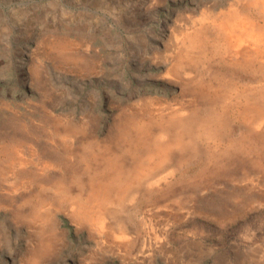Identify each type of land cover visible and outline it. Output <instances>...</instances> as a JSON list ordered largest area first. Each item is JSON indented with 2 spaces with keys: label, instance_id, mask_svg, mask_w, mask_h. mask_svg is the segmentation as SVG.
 <instances>
[{
  "label": "rangeland",
  "instance_id": "1",
  "mask_svg": "<svg viewBox=\"0 0 264 264\" xmlns=\"http://www.w3.org/2000/svg\"><path fill=\"white\" fill-rule=\"evenodd\" d=\"M250 1L0 0V264H264V5ZM245 19L261 54H225L221 21ZM193 38L205 54L185 61ZM239 87L256 112L230 110Z\"/></svg>",
  "mask_w": 264,
  "mask_h": 264
},
{
  "label": "bare ground",
  "instance_id": "2",
  "mask_svg": "<svg viewBox=\"0 0 264 264\" xmlns=\"http://www.w3.org/2000/svg\"><path fill=\"white\" fill-rule=\"evenodd\" d=\"M227 1V0H226ZM251 1H253V0H251ZM250 1V2H251ZM258 4L260 3V4H262V5H264V0H255ZM214 2V1H213ZM224 2V1H223ZM235 2H236V0H235ZM220 3V2H219ZM229 3V2H228ZM234 3V2H233ZM216 4V3H215ZM230 4V3H229ZM238 4V3H237ZM227 5V4H226ZM256 5V4H255ZM207 6V5H206ZM221 6V5H220ZM211 8V7H210ZM241 8V7H240ZM248 8V7H247ZM208 9V8H207ZM223 9H224V7H223ZM228 9V8H227ZM237 9V8H236ZM259 9V8H258ZM264 9V8H263ZM203 10H204V8H203ZM223 11V10H222ZM251 11V10H250ZM263 11V10H262ZM211 12H214L215 13V11H211ZM230 12V11H229ZM235 12V11H234ZM243 12V11H242ZM233 13V12H232ZM239 13H241V12H239ZM257 13V12H256ZM206 14H208V13H206ZM210 14V13H209ZM220 14V13H219ZM236 14V13H235ZM254 15V14H253ZM260 15V14H259ZM211 16V15H210ZM226 16V15H225ZM254 16H256V15H254ZM258 16V15H257ZM239 17V16H238ZM249 17V16H248ZM216 18V17H215ZM226 18V17H225ZM227 19V18H226ZM248 23H246V21L245 22H241V23H237V22H235V21H221V23H220V25H219V33L220 34H223V36L225 35L226 36V42H225V54H231V56H240V57H251V55H252V57H254V56H256L257 54H261V53H259V48H258V42H262V38H260V37H258L257 35H255L254 34V27L256 26V22L254 21V20H249V19H245ZM257 20V19H256ZM243 21H244V19H243ZM212 22V21H211ZM261 23V22H260ZM196 26V25H195ZM202 26V25H201ZM194 27V26H193ZM190 28H192V27H190ZM188 29V28H187ZM196 29H199V28H196ZM259 29V28H258ZM261 29V28H260ZM182 30V29H181ZM191 30V29H190ZM190 30H189V32H190ZM193 30V29H192ZM212 30V29H211ZM262 30V29H261ZM182 32V31H181ZM212 32V31H211ZM216 32V31H215ZM184 33H185V30H184ZM209 33V32H208ZM208 33H206V34H208ZM192 34V33H191ZM215 34V33H214ZM216 35V34H215ZM181 36V35H180ZM183 36V35H182ZM212 36V35H211ZM185 37V36H184ZM222 37V36H221ZM189 38V37H188ZM214 38H215V36H214ZM223 38V37H222ZM184 40V39H183ZM205 40H206V38H205ZM217 41V40H216ZM207 42V41H206ZM219 42V41H218ZM221 42V41H220ZM246 43H249V45H250V47H251V49L252 50H254L255 51V53H249V51H247L246 49H245V47H244V45L246 44ZM180 44V43H179ZM247 45V44H246ZM214 46V45H213ZM205 47L207 48V45L205 44V46H204V44H202L199 40H197V39H195V38H193V39H190L189 41H183V43H182V52H181V57L185 60V61H190L192 58H198L199 56H202V54H205ZM218 47V46H217ZM216 47V48H217ZM172 48V47H171ZM176 48V47H175ZM214 48V47H213ZM264 48V47H263ZM204 50V51H203ZM264 50V49H263ZM213 52V51H212ZM258 52V53H257ZM227 57V56H226ZM225 58V57H224ZM201 59V58H200ZM204 59V58H203ZM214 59V58H213ZM227 59V58H226ZM229 59V58H228ZM227 59V60H228ZM243 59V58H242ZM248 59V58H247ZM255 59V58H254ZM258 59V58H257ZM164 60V59H163ZM183 60V61H184ZM236 61V60H235ZM247 61V60H246ZM174 62V61H173ZM201 63V62H200ZM205 63V62H204ZM244 63V62H243ZM174 64H175V62H174ZM202 64H203V62H202ZM209 64V63H208ZM226 64V63H225ZM211 65V64H210ZM224 65V64H223ZM181 66V65H180ZM207 66V65H206ZM206 66H205V68H206ZM209 66V65H208ZM245 66V65H244ZM251 66V65H250ZM259 66V65H258ZM177 67V66H176ZM215 67V66H214ZM264 67V66H263ZM203 68V67H202ZM211 68H213L212 66H211ZM210 68V69H211ZM246 68H247V66H246ZM249 68H252V67H249ZM178 69H179V67H178ZM201 69V68H200ZM220 70H222V69H220ZM245 70V69H244ZM250 70V69H249ZM261 70V69H260ZM259 70V71H260ZM190 71H192V70H190ZM237 71V70H236ZM178 72V71H177ZM199 72H200V70H199ZM209 72V71H208ZM214 72V71H213ZM227 72V71H226ZM235 72V71H234ZM245 72V71H244ZM253 72H255V71H253ZM186 73V72H185ZM210 73V72H209ZM208 73V74H209ZM262 73V72H261ZM188 74V73H187ZM253 74V73H252ZM260 74V73H259ZM264 74V73H263ZM198 75V74H197ZM212 75V74H211ZM243 75V74H242ZM246 75V74H245ZM185 76V75H184ZM196 76V75H195ZM204 76V75H203ZM202 76V77H203ZM214 76V75H213ZM225 76V75H224ZM228 76V75H227ZM239 76V75H238ZM249 76V75H248ZM261 76H264V75H261ZM186 77H187V75H186ZM199 77V76H198ZM231 77V76H230ZM244 77V76H243ZM256 77V76H255ZM197 78V77H196ZM261 78V77H260ZM192 79V78H191ZM200 80H204V79H200ZM199 80V81H200ZM217 80V79H216ZM261 80V79H260ZM191 81V80H190ZM195 81V80H194ZM207 81V80H206ZM192 82V81H191ZM200 82H202V81H200ZM199 82V83H200ZM208 82V81H207ZM206 82V83H207ZM241 82V81H240ZM208 83H210V82H208ZM213 83V82H212ZM221 83V82H220ZM249 83V82H248ZM186 84V83H185ZM203 84H204V82H203ZM216 84V83H215ZM228 84V83H227ZM259 84V83H258ZM190 85H192V84H190ZM194 85V84H193ZM188 86V85H187ZM212 86V85H211ZM204 87V86H203ZM206 87V86H205ZM210 87V86H209ZM224 87V86H223ZM252 87V86H251ZM197 88V87H196ZM212 88V87H211ZM214 88V87H213ZM212 88V89H213ZM260 88V87H259ZM193 89V88H192ZM195 89V88H194ZM203 89V88H202ZM215 89V88H214ZM205 90V89H204ZM207 90H208V88H207ZM252 90V89H251ZM198 91V90H197ZM230 91V90H229ZM202 92V91H201ZM215 92V91H214ZM232 92V91H231ZM237 95H230L231 96V101H230V104L232 105V109H230V110H232L233 112H235L234 110H236L240 115H242L243 113H246L247 111H249V110H255V112H256V109L255 108H252L251 106L249 107L248 105L246 106L245 105V103H242V102H240L239 100H237L238 99V94H240V95H244V93H246V90H245V88L244 89H242V87H239V89H237ZM249 92V91H248ZM259 92V91H258ZM227 93V92H226ZM252 93H254V92H252ZM191 94V93H190ZM197 94V93H196ZM208 94V93H207ZM263 94H264V92H263ZM198 95V94H197ZM196 95V96H197ZM258 95V94H257ZM207 96V95H206ZM195 97V96H194ZM228 97V96H227ZM226 97V98H227ZM199 98V97H198ZM197 98V99H198ZM202 98V97H201ZM212 98V97H211ZM256 98H259V97H256ZM200 100V99H199ZM215 100H217V99H215ZM223 100H226V99H223ZM254 100H256V99H254ZM193 101V100H192ZM201 101V100H200ZM227 101V100H226ZM261 101V100H260ZM202 102V101H201ZM217 102V101H216ZM216 102H214V103H216ZM222 102V101H221ZM258 102V101H257ZM190 103V102H189ZM188 103V104H189ZM196 103V102H195ZM219 103V102H218ZM254 103V102H253ZM256 103V102H255ZM192 104V103H191ZM196 104H200V103H196ZM236 104H240V107L241 108H236V109H233V108H235V107H238L239 105H237L236 106ZM205 105V104H204ZM213 105H215V104H213ZM260 105H262V104H260ZM184 106V105H183ZM191 106V105H190ZM196 106H198V105H196ZM200 107V106H199ZM205 107V106H204ZM211 107V106H210ZM164 108H165V106H164ZM167 108V107H166ZM178 108V107H177ZM182 108V107H181ZM181 108H179V109H181ZM192 108V107H191ZM194 108V107H193ZM207 108V107H206ZM205 108V109H206ZM209 108V107H208ZM151 109V108H150ZM158 109H160V108H158ZM174 109V108H173ZM172 109V110H173ZM224 109V108H223ZM147 110V109H146ZM170 110V109H169ZM169 110H168V112H169ZM175 110V109H174ZM194 110V109H193ZM209 110V109H208ZM257 110H260V109H257ZM163 111H165V110H163ZM190 111V110H189ZM198 111V110H197ZM215 111V110H214ZM219 111V110H218ZM229 111V110H228ZM264 111V110H263ZM175 112V111H174ZM185 112V111H184ZM191 112V111H190ZM194 112V111H193ZM142 113V112H141ZM153 113V112H152ZM151 113V114H152ZM258 113V112H257ZM261 113V112H260ZM160 114V113H159ZM165 114H167V113H165ZM175 114H178V113H175ZM186 114V113H185ZM194 114V113H193ZM201 114V113H200ZM209 114V113H208ZM207 114V115H208ZM213 114V113H212ZM224 114V113H223ZM228 114V113H227ZM255 114V113H254ZM253 114V115H254ZM133 115V114H132ZM189 115V114H188ZM206 115V114H205ZM234 115V114H233ZM139 116V115H138ZM145 116V115H144ZM174 116H176V115H174ZM185 116V115H184ZM184 116H181V117H183L184 118ZM246 116H248V115H246ZM255 116V115H254ZM264 116V115H263ZM186 117V116H185ZM196 117V116H195ZM215 117V114H214V116H213V118ZM245 117V116H244ZM176 118V117H175ZM187 118V117H186ZM185 118V119H186ZM198 118V117H197ZM210 118V117H209ZM220 118V117H219ZM225 118H227V117H225ZM234 118H236V117H234ZM233 118V119H234ZM246 118V117H245ZM260 118V117H259ZM144 119H147V118H144ZM161 119V118H160ZM189 119V118H188ZM196 119V118H195ZM216 119V118H215ZM231 119V118H230ZM242 119V118H241ZM248 119H249V117H248ZM141 120V119H140ZM154 121L156 120L155 119V117H154V119H153ZM180 120V119H179ZM190 120V119H189ZM212 120V119H211ZM221 120V119H220ZM232 120V119H231ZM244 120H246V119H244ZM261 120V119H260ZM139 121V120H138ZM149 121H151V120H149ZM149 121H147L146 123H148ZM159 121V120H158ZM173 121V120H172ZM176 121H178V120H176ZM185 121V120H184ZM194 121V120H193ZM223 121V120H222ZM226 121H228V120H226ZM182 122V121H181ZM188 122V121H187ZM213 122V121H212ZM218 122V121H217ZM236 122V121H235ZM254 122V121H253ZM261 122V121H260ZM131 123V122H130ZM136 123V122H135ZM135 123H133V125L135 124ZM162 123V122H161ZM160 123V124H161ZM189 123H190V121H189ZM207 123V122H206ZM220 123V122H219ZM259 123V122H258ZM262 123V122H261ZM128 124V123H127ZM139 124V123H138ZM142 124V123H141ZM154 124V123H153ZM179 124V123H178ZM177 124V125H178ZM181 124H183V123H181ZM192 124V123H191ZM125 125V124H124ZM143 125V124H142ZM142 125H139L140 127L142 126ZM174 125V124H173ZM186 125H187V123H186ZM219 125V124H218ZM223 125H225V124H223ZM253 125V124H252ZM251 125V126H252ZM256 125V124H255ZM254 125V126H255ZM126 126V125H125ZM132 126V125H131ZM148 126V125H147ZM160 126V125H159ZM164 126V125H163ZM185 126V125H184ZM205 126H208V124H205ZM216 126V125H215ZM258 126V125H257ZM135 127H137V126H135ZM161 127V126H160ZM159 127V128H160ZM177 127V126H176ZM175 127V128H176ZM180 127H182V129H183V126L181 125ZM129 128V127H128ZM132 128V127H131ZM138 128V127H137ZM142 128V127H141ZM151 128V127H150ZM171 128V127H170ZM136 129V128H135ZM146 129V128H145ZM180 129V128H179ZM204 129H206V127L204 128ZM214 129V128H213ZM253 129V128H252ZM260 129V128H259ZM259 129H257V130H259ZM262 129V128H261ZM126 130V129H125ZM129 130V129H128ZM140 130V129H139ZM138 130V131H139ZM155 130H156V128H155ZM203 130V129H202ZM210 130H212V129H210ZM132 131H134V130H132ZM157 131H158V129H157ZM172 131V130H171ZM176 131V130H175ZM180 131V130H179ZM204 131H207V130H204ZM135 132V131H134ZM133 132V133H134ZM145 132V131H144ZM159 132V131H158ZM177 132V131H176ZM214 132H216V131H214ZM219 132V131H218ZM142 133V132H141ZM146 134H147V132H145ZM156 133V132H155ZM167 133H168V130H167ZM193 133V132H192ZM205 133H207V132H205ZM204 133V134H205ZM135 134V133H134ZM139 134V133H138ZM173 134V133H172ZM176 134V133H175ZM174 134V135H175ZM179 134V133H178ZM214 134V133H213ZM161 135V134H160ZM167 135V134H166ZM177 135V134H176ZM195 135H196V133H195ZM215 135V134H214ZM217 135V134H216ZM128 136V135H127ZM141 136V135H140ZM180 136V135H179ZM192 136V135H191ZM203 136V135H202ZM208 136V135H207ZM212 136V135H211ZM211 136H210V138H211ZM170 137V136H169ZM181 137V136H180ZM194 137V136H193ZM192 137V138H193ZM204 137V136H203ZM215 137V136H214ZM132 138V137H131ZM137 138H139V137H137ZM154 139H155V137H153ZM160 138V137H159ZM158 138V139H159ZM164 138V137H163ZM172 137H170V139H171ZM213 138V137H212ZM154 139H152V140H154ZM174 139H175V137H174ZM118 140H120V139H118ZM131 140V139H130ZM151 139H150V141H152ZM160 140V139H159ZM178 140V139H177ZM139 141V140H138ZM170 141V140H169ZM172 141V140H171ZM192 141H195V140H192ZM192 141H191V143H192ZM200 141V140H199ZM120 142V141H119ZM124 142V141H123ZM146 142H147V136H143L142 138H140V144L138 145L139 147H143L144 145H146ZM149 142V141H148ZM165 142V141H164ZM175 142V141H174ZM177 142V141H176ZM180 142V141H179ZM178 142V143H179ZM188 142V141H187ZM163 143V142H162ZM177 143V144H178ZM190 143V144H191ZM203 143V142H202ZM208 143V142H207ZM115 144H117V143H115ZM138 144V143H137ZM161 144V143H160ZM200 144V143H199ZM206 144V143H205ZM123 145H124V143H123ZM135 145V144H134ZM162 146L161 147H163L164 145L163 144H161ZM116 146V145H115ZM126 146V145H125ZM158 146V145H157ZM178 146V145H177ZM177 146H175V145H173V144H170V143H168L167 145L165 144V146H164V151H163V153H164V156L166 155V153H169V152H171V150L173 149L174 150V148L175 147H177ZM179 146H181V145H179ZM178 146V147H179ZM187 146V145H186ZM196 146V145H195ZM134 147V146H133ZM181 147H183V146H181ZM204 147V146H203ZM103 148V147H102ZM110 148V147H109ZM121 148H123V147H121ZM128 148V147H127ZM130 148V147H129ZM188 148V147H187ZM111 149V148H110ZM124 149V148H123ZM133 149V148H132ZM162 149V148H161ZM176 149V148H175ZM181 149V148H180ZM194 149H196V148H194ZM153 150V149H152ZM160 150V149H159ZM115 151V150H114ZM113 151V152H114ZM136 151V150H135ZM139 151V150H138ZM137 151V152H138ZM156 151V150H155ZM184 151V150H183ZM192 151V150H191ZM113 152H112V154H113ZM123 152V151H122ZM141 152V151H140ZM175 152V151H174ZM177 152V151H176ZM179 152V151H178ZM110 153V152H109ZM116 153V152H115ZM141 153H143V152H141ZM172 153H173V151H172ZM171 153V154H172ZM106 154V153H105ZM149 154V153H148ZM192 154V153H191ZM95 155V154H94ZM114 155V154H113ZM179 155V154H178ZM180 155H182V154H180ZM96 156V155H95ZM149 156H151V155H149ZM169 156V155H168ZM97 157V156H96ZM154 157V156H153ZM166 157V156H165ZM172 157V156H171ZM175 157H176V155H175ZM110 158V157H109ZM113 158H114V156H113ZM116 158V157H115ZM114 158V159H115ZM164 158V157H163ZM113 159V160H114ZM135 159H137L136 157H135ZM156 159H158V158H156ZM156 159H154V160H156ZM109 160V159H108ZM131 160V159H130ZM149 160V159H148ZM160 160V159H159ZM158 160V161H159ZM174 160V159H173ZM92 161V160H91ZM105 161V160H104ZM112 161V160H111ZM110 161V162H111ZM124 161H125V159H124ZM133 161V160H132ZM166 161V160H165ZM169 161V160H168ZM168 161H166V162H168ZM97 162V161H96ZM122 162V161H121ZM121 162H119L120 164H121ZM152 162V161H151ZM156 162H157V160H156ZM162 162V161H161ZM112 163V162H111ZM124 163V162H123ZM148 163V162H147ZM158 163V162H157ZM107 164V163H106ZM108 164H110V163H108ZM115 164V163H114ZM126 164V163H125ZM124 164V165H125ZM155 164V163H154ZM117 165V164H116ZM115 165V166H116ZM170 165V164H169ZM168 165V166H169ZM107 166V165H106ZM167 166V167H168ZM112 167V166H111ZM114 167V166H113ZM96 168V167H95ZM104 168V167H103ZM110 168V167H109ZM166 168V167H165ZM108 169V168H107ZM117 169V168H116ZM119 169V168H118ZM124 169L125 168H123V171H124ZM111 170V169H110ZM144 170V169H143ZM105 171V170H104ZM155 171V170H154ZM159 171V170H158ZM100 172V171H99ZM128 172V171H127ZM107 173H108V171H107ZM116 173V172H115ZM137 173V172H136ZM117 174V173H116ZM142 174V173H141ZM148 174V173H147ZM153 174V173H152ZM104 175V174H103ZM107 175V174H106ZM144 175V174H143ZM154 175H155V173H154ZM97 176V175H96ZM123 176H126V175H123ZM122 176V177H123ZM110 177V176H109ZM116 177V176H115ZM127 177H129V176H127ZM126 177V178H127ZM137 177V176H136ZM144 177H146L145 175H144ZM149 177V176H148ZM92 178H93V176H92ZM96 178V177H95ZM106 178V177H105ZM150 178V177H149ZM152 178V177H151ZM150 178V179H151ZM97 179V178H96ZM95 179V180H96ZM122 178L120 177V176H118V179H115V180H117L115 183H113L110 187L108 186L107 187V189H106V191L108 192V194H111V193H113V192H115V193H117L118 191H119V189H121L120 187L122 186V181H120ZM141 179V178H140ZM109 180V179H108ZM113 180V179H112ZM125 180H127V179H125ZM142 180V179H141ZM93 181V180H92ZM97 181V180H96ZM109 181H111V180H109ZM89 182H90V180H89ZM101 183H102V181H101ZM106 183V182H105ZM137 183V182H136ZM139 183V182H138ZM154 183V182H153ZM140 184V183H139ZM144 184V183H143ZM93 185H94V183H93ZM105 185V184H104ZM102 186V185H101ZM128 186H131V185H128ZM97 188V187H96ZM101 188V187H100ZM131 188V187H130ZM139 188V187H138ZM143 188V187H142ZM91 189H93V188H91ZM129 189V188H128ZM136 189V188H135ZM138 190V189H137ZM136 190V191H137ZM100 191V190H99ZM130 191V190H129ZM132 191V190H131ZM139 191V190H138ZM133 192V191H132ZM98 193V192H97ZM133 193H135V192H133ZM132 193V194H133ZM76 194H78V192L76 193ZM126 194V193H125ZM128 194V193H127ZM130 194V193H129ZM73 196H75V195H73ZM82 196V195H81ZM80 196V197H81ZM105 196V195H104ZM108 196V195H107ZM132 196V195H131ZM103 197V196H102ZM101 197V198H102ZM117 197V196H116ZM115 197V198H116ZM122 197V196H121ZM120 197V198H121ZM125 197V196H124ZM126 197H129V196H126ZM82 198H83V196H82ZM94 198V197H93ZM111 198V197H110ZM118 198V197H117ZM119 198V199H120ZM78 199V198H77ZM85 199V198H84ZM103 199H105V197L103 198ZM122 199H124L123 197H122ZM81 200V199H80ZM112 200V199H111ZM83 201V200H82ZM114 201V200H113ZM76 202V201H75ZM89 202V201H88ZM109 202H111V201H109ZM94 203V202H93ZM99 203V202H98ZM106 203V202H105ZM107 203H108V201H107ZM115 203V202H114ZM80 204V203H79ZM102 204H104V203H102ZM113 204V203H112ZM118 204V203H117ZM120 204V203H119ZM122 204V203H121ZM109 205V204H108ZM94 206V205H93ZM111 206V205H110ZM72 207H74V206H72ZM91 207V206H90ZM92 208V207H91ZM90 208V210H92ZM121 208V207H120ZM74 209V208H73ZM100 209V208H99ZM104 209V208H103ZM108 209V208H107ZM110 209V208H109ZM78 215L79 216H81V217H84L85 215H88L89 213H88V209H86V206H83V205H79V207H78ZM104 210H106V209H104ZM111 210V209H110ZM115 211V210H114ZM90 212V211H89ZM95 212V211H94ZM74 213H75V211H74ZM97 212H95V214H96ZM107 213V212H106ZM111 213V212H110ZM94 214V215H95ZM98 214V213H97ZM93 216V215H92ZM101 216H102V214H101ZM75 217V216H74ZM98 217V216H97ZM94 218H96V217H94ZM88 219V218H87ZM97 219H99V218H97ZM99 220H101V219H99ZM97 221V220H96ZM102 221V220H101ZM100 223V222H99ZM76 225V224H75ZM120 228V227H119ZM121 229V228H120ZM122 231V230H121Z\"/></svg>",
  "mask_w": 264,
  "mask_h": 264
}]
</instances>
